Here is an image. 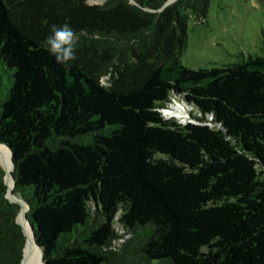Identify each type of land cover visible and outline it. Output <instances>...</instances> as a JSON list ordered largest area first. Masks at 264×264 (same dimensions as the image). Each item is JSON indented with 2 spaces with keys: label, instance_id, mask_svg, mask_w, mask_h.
I'll return each mask as SVG.
<instances>
[{
  "label": "trees",
  "instance_id": "16d2710c",
  "mask_svg": "<svg viewBox=\"0 0 264 264\" xmlns=\"http://www.w3.org/2000/svg\"><path fill=\"white\" fill-rule=\"evenodd\" d=\"M169 1L0 0V144L44 264H264V55L184 66L209 0ZM65 22L70 65L42 47ZM4 174L0 264H20Z\"/></svg>",
  "mask_w": 264,
  "mask_h": 264
},
{
  "label": "rangeland",
  "instance_id": "374dc122",
  "mask_svg": "<svg viewBox=\"0 0 264 264\" xmlns=\"http://www.w3.org/2000/svg\"><path fill=\"white\" fill-rule=\"evenodd\" d=\"M186 34V47L179 59L188 68L221 67L239 63L248 56L264 55V0H209L205 16L190 15ZM6 79L7 74L0 68V81L4 83ZM101 80L104 85L109 84L108 76ZM173 107L180 109L183 117L164 113ZM164 111L166 118L173 117L182 123L194 121L178 100H173Z\"/></svg>",
  "mask_w": 264,
  "mask_h": 264
},
{
  "label": "bare ground",
  "instance_id": "6f19581e",
  "mask_svg": "<svg viewBox=\"0 0 264 264\" xmlns=\"http://www.w3.org/2000/svg\"><path fill=\"white\" fill-rule=\"evenodd\" d=\"M164 113L174 117H181V116L183 117V113L181 112V110L175 107L165 110ZM0 163L5 171L6 184L9 190L8 196L9 198L17 201L20 205L19 211L17 213V220L21 224L26 235L21 264H43L41 260V251L39 247L36 246L35 244V239L33 236L32 229L30 228V224L25 216L27 211V204L22 198L11 193V190L13 188V181L11 178L12 164H11L10 153L6 149V147L1 144H0Z\"/></svg>",
  "mask_w": 264,
  "mask_h": 264
},
{
  "label": "clouds",
  "instance_id": "9594fccd",
  "mask_svg": "<svg viewBox=\"0 0 264 264\" xmlns=\"http://www.w3.org/2000/svg\"><path fill=\"white\" fill-rule=\"evenodd\" d=\"M77 46L75 32L67 22L52 25L50 33L42 43V47L61 65H70V62L75 60Z\"/></svg>",
  "mask_w": 264,
  "mask_h": 264
},
{
  "label": "water",
  "instance_id": "95a60500",
  "mask_svg": "<svg viewBox=\"0 0 264 264\" xmlns=\"http://www.w3.org/2000/svg\"><path fill=\"white\" fill-rule=\"evenodd\" d=\"M169 2H170V1H169ZM169 2H167L165 5H167ZM1 145H3V146L6 147V149H7V150L9 151V153H10V158H11V151H10L9 147L6 146V145H4V144H1ZM11 164H12V170H13L14 165H13L12 159H11ZM0 167H1V166H0ZM4 173H5V171H4ZM11 178H12L13 185H14V180H13L12 175H11ZM4 182H5V184H6L5 174H4ZM6 186H7V184H6ZM8 193H9V190H8V187H7L6 197L9 199L10 202L17 203V204L19 205V203H18L17 201H15V200L9 198ZM19 208H20V205H19ZM27 208H28V205H27ZM16 222L20 225L21 230H22V232H23V234H24V236H25V239H26L25 232H24V230H23L21 224L18 222L17 217H16ZM30 228L32 229L31 225H30ZM33 236H34V235H33ZM35 244H36V242H35ZM36 246H38V245L36 244ZM38 247H39V246H38ZM39 249H40V251H41V257H42V250H41L40 247H39ZM22 258H23V254H22ZM21 260H22V259H21ZM42 263H43V261H42ZM20 264H21V262H20ZM43 264H44V263H43Z\"/></svg>",
  "mask_w": 264,
  "mask_h": 264
},
{
  "label": "built area",
  "instance_id": "2783aa9c",
  "mask_svg": "<svg viewBox=\"0 0 264 264\" xmlns=\"http://www.w3.org/2000/svg\"><path fill=\"white\" fill-rule=\"evenodd\" d=\"M164 109H162V111H163Z\"/></svg>",
  "mask_w": 264,
  "mask_h": 264
}]
</instances>
